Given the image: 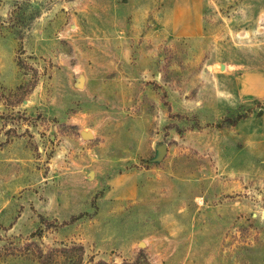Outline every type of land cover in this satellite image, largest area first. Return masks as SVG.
Wrapping results in <instances>:
<instances>
[{"label":"rangeland","instance_id":"rangeland-1","mask_svg":"<svg viewBox=\"0 0 264 264\" xmlns=\"http://www.w3.org/2000/svg\"><path fill=\"white\" fill-rule=\"evenodd\" d=\"M43 263L264 264V0H0V264Z\"/></svg>","mask_w":264,"mask_h":264},{"label":"water","instance_id":"water-1","mask_svg":"<svg viewBox=\"0 0 264 264\" xmlns=\"http://www.w3.org/2000/svg\"><path fill=\"white\" fill-rule=\"evenodd\" d=\"M80 136L83 139H92L93 138V136L90 132H81ZM165 154H166V147L164 145L159 146L157 148V156L155 158V161L160 162L164 158ZM139 245H140V247H143L144 244L140 243Z\"/></svg>","mask_w":264,"mask_h":264},{"label":"trees","instance_id":"trees-1","mask_svg":"<svg viewBox=\"0 0 264 264\" xmlns=\"http://www.w3.org/2000/svg\"><path fill=\"white\" fill-rule=\"evenodd\" d=\"M231 123H233V122H230V121H229V124H231ZM219 127H220V126H219ZM80 217H81V215L77 216L76 218H72L71 221H74L75 219H78V218H80ZM43 264H45V263H43Z\"/></svg>","mask_w":264,"mask_h":264}]
</instances>
